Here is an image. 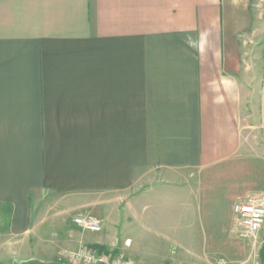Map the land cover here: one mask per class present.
<instances>
[{"label":"crops","instance_id":"1","mask_svg":"<svg viewBox=\"0 0 264 264\" xmlns=\"http://www.w3.org/2000/svg\"><path fill=\"white\" fill-rule=\"evenodd\" d=\"M261 196L264 0H0L7 256L239 253Z\"/></svg>","mask_w":264,"mask_h":264},{"label":"built area","instance_id":"2","mask_svg":"<svg viewBox=\"0 0 264 264\" xmlns=\"http://www.w3.org/2000/svg\"><path fill=\"white\" fill-rule=\"evenodd\" d=\"M235 216L234 231L245 239H256L264 226V205L260 200L248 199L236 202L233 206ZM72 223L82 232L98 233L100 222L91 216H76ZM68 264H138L120 254L99 251L90 248H80L67 254ZM216 264H225L219 260Z\"/></svg>","mask_w":264,"mask_h":264},{"label":"rangeland","instance_id":"3","mask_svg":"<svg viewBox=\"0 0 264 264\" xmlns=\"http://www.w3.org/2000/svg\"><path fill=\"white\" fill-rule=\"evenodd\" d=\"M251 62V61H250ZM250 62L249 65L251 64ZM254 159V158H253ZM256 159V157H255ZM245 174L243 173V176ZM262 199H264V196H261ZM237 237L241 240L240 248H239V253L237 251L235 252H227V253H211V254H194V258L192 257V261L189 259H185L181 256H178L176 262L173 264H216L219 260L224 261L225 264H261L258 256L259 252V247L261 244V236L257 237L256 239H245L241 238L237 235ZM50 239L47 237L45 240ZM55 239V238H53ZM41 239L37 238H29V244H39L37 245V248H41V254L39 257L42 259H45L43 261L40 260H35V259H24V255L15 253L11 257L9 255L7 256L6 254V246H11L9 245L6 241H11L7 237V227H6V219L5 216L0 212V264H22L26 263L28 261H38L41 263H57V264H68L66 262V257L67 254H69L67 251L66 252H58L56 253V247L55 245L53 246L54 250L52 247L49 245H42L41 244ZM26 242V240H24ZM10 248V247H9ZM14 256V258H13ZM20 258V259H16ZM163 264H172L165 262Z\"/></svg>","mask_w":264,"mask_h":264},{"label":"trees","instance_id":"4","mask_svg":"<svg viewBox=\"0 0 264 264\" xmlns=\"http://www.w3.org/2000/svg\"><path fill=\"white\" fill-rule=\"evenodd\" d=\"M258 256H259L260 263L264 264V241L261 244V247H260L259 252H258Z\"/></svg>","mask_w":264,"mask_h":264},{"label":"water","instance_id":"5","mask_svg":"<svg viewBox=\"0 0 264 264\" xmlns=\"http://www.w3.org/2000/svg\"><path fill=\"white\" fill-rule=\"evenodd\" d=\"M22 264H45V263H41V262H38V261H28V262L22 263ZM48 264H57V263H48Z\"/></svg>","mask_w":264,"mask_h":264}]
</instances>
